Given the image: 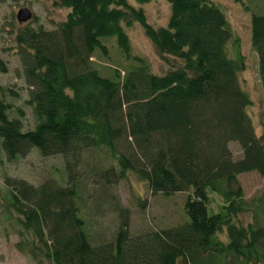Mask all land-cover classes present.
<instances>
[{
	"label": "trees",
	"instance_id": "16d2710c",
	"mask_svg": "<svg viewBox=\"0 0 264 264\" xmlns=\"http://www.w3.org/2000/svg\"><path fill=\"white\" fill-rule=\"evenodd\" d=\"M166 1V23L153 26L128 0H52L69 9L52 28L26 24L14 33L33 121L23 128L20 109L0 97V154L14 160L34 148L42 156L58 155L66 171V178L60 172L63 183L5 175L0 188L1 213L16 225L15 247L37 264H264V198L246 200L237 179L254 170L264 190V129L256 135L246 111L250 98L237 77L243 57L226 49L236 39L219 4ZM132 21L160 55L177 56L180 64L157 73L133 54L122 27ZM249 29L264 91L263 11L251 12ZM108 38L125 63L120 73L113 59L114 67L106 66L111 76H103L91 57L96 51L111 57ZM231 141L239 157L233 158ZM100 147L118 166L91 163L103 183L129 170L152 194L185 192L186 218L132 234L128 210L119 207L112 236L91 244L76 179L86 163L83 152ZM211 194L220 198L215 210ZM245 212L250 218L242 221Z\"/></svg>",
	"mask_w": 264,
	"mask_h": 264
},
{
	"label": "rangeland",
	"instance_id": "374dc122",
	"mask_svg": "<svg viewBox=\"0 0 264 264\" xmlns=\"http://www.w3.org/2000/svg\"><path fill=\"white\" fill-rule=\"evenodd\" d=\"M211 1L223 8L231 26L233 37L236 39V42L230 40L227 42V51L231 56H234L238 50L243 57L244 66L238 71L237 77L241 87L249 95L250 104L247 105L246 111L253 124L254 133L258 135L264 129V91L257 74V55L250 43L249 17L251 12H264V0ZM128 2L134 6L142 7L149 24L157 26L166 23L169 14V4L166 0H148L140 4L134 0H128ZM244 5H247L248 9H245ZM22 6L28 7L32 16L26 21L18 22L15 19V13ZM68 10L67 7L54 6L52 0H0V60L5 66V70L0 71V86L10 88L15 94H10L8 90H0V97L9 102L12 108L18 107L20 109L21 115L19 117L23 128L30 127L33 119L31 108L25 101L27 85L22 77L21 65L15 52L14 33L18 26L26 24L33 27L52 28ZM122 27L128 36L131 52L145 59L154 72L158 73L168 66L180 64L177 56L172 54L160 55L137 21H132L129 26L122 25ZM104 42L111 57L105 59L98 51L94 52L91 57L94 63H100L96 66L99 74L111 76V73H107V71L114 67L113 59L119 61L121 73L125 62L117 53L114 38H108ZM108 65L109 68L106 67ZM9 113L12 116L15 112L11 110ZM228 147L233 158L241 155L240 147L235 141L229 142ZM83 157L86 163L84 167H79V176L86 190L81 189L80 192V187L83 185L79 179H76L77 200L79 213L86 219L83 218L84 227L91 244H96L93 238L100 241L112 236L118 224L117 209L119 207L128 210L129 232L132 234L143 229L174 225L184 219L185 192L177 191L169 196L161 193L152 194L144 181L129 170H126L122 177L115 179L108 185L106 182L103 183V177L99 171L89 170L93 162L102 168L112 166L113 170H117L116 162L108 156L105 149L102 147L88 148L83 152ZM60 164L59 171L57 167ZM60 172L66 178L64 164L61 163L58 155L42 156L34 148L14 160H8L3 154H0V188L4 186L5 175L23 177L33 183L54 177L63 183L64 178ZM237 179L246 200H254L260 195L264 198L261 178L256 171L240 172L237 174ZM138 199L145 201L142 207L139 206ZM219 203V197L214 194L209 196L211 208L217 209ZM249 218V212L241 215L242 221ZM17 239L15 223L6 219L0 210V264H37L25 252L16 249L15 242ZM43 264L48 263L43 261Z\"/></svg>",
	"mask_w": 264,
	"mask_h": 264
},
{
	"label": "water",
	"instance_id": "95a60500",
	"mask_svg": "<svg viewBox=\"0 0 264 264\" xmlns=\"http://www.w3.org/2000/svg\"><path fill=\"white\" fill-rule=\"evenodd\" d=\"M31 14H32L31 10L28 7L22 6L16 11L15 19L18 22H23V21L30 19L32 16Z\"/></svg>",
	"mask_w": 264,
	"mask_h": 264
}]
</instances>
